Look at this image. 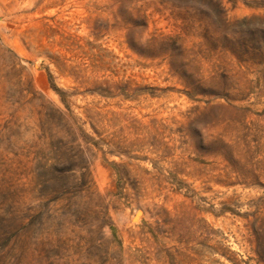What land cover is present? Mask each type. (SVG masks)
<instances>
[{"label":"rangeland","instance_id":"obj_1","mask_svg":"<svg viewBox=\"0 0 264 264\" xmlns=\"http://www.w3.org/2000/svg\"><path fill=\"white\" fill-rule=\"evenodd\" d=\"M0 264H264V0H0Z\"/></svg>","mask_w":264,"mask_h":264}]
</instances>
